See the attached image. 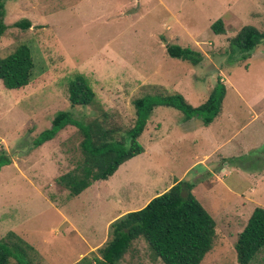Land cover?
Masks as SVG:
<instances>
[{"label": "rangeland", "instance_id": "374dc122", "mask_svg": "<svg viewBox=\"0 0 264 264\" xmlns=\"http://www.w3.org/2000/svg\"><path fill=\"white\" fill-rule=\"evenodd\" d=\"M4 7L0 57L27 44L34 69L19 88L0 81V152L11 158L0 170V239L10 230L22 237L37 251L33 264H75L81 252L98 254L111 221L187 181L215 221L200 264H238L237 235L253 208L264 207V38L249 52L230 39L245 25L264 30V0H5ZM22 18L29 28L13 25ZM219 18L223 33L211 28ZM168 44L198 50L202 61L170 57ZM77 73L95 91L90 105L70 106L67 85ZM217 78L225 95L210 124L154 106L138 138L143 151L77 196L56 177L81 157L79 131L68 125L33 146L59 110L124 130L135 120L133 99L179 92L197 106ZM118 264L163 263L140 237ZM250 264H264V248Z\"/></svg>", "mask_w": 264, "mask_h": 264}, {"label": "trees", "instance_id": "16d2710c", "mask_svg": "<svg viewBox=\"0 0 264 264\" xmlns=\"http://www.w3.org/2000/svg\"><path fill=\"white\" fill-rule=\"evenodd\" d=\"M5 0H0V38L7 25L4 22ZM21 29L31 26L28 18L13 23ZM216 33L224 32L222 19L211 24ZM264 38V30L245 25L230 39V46L239 52H249ZM166 53L191 65L202 61V53L191 47L177 44L166 45ZM34 69L30 47L19 44L11 53L0 57V81L7 88H19L28 84ZM70 106H87L94 102L95 91L87 78L77 73L68 82ZM225 85L217 78L207 98L192 106L179 93L145 94L133 99L135 120L127 129L108 125L100 118L82 120L70 110H59L49 128L41 131L33 140L38 147L53 139L68 125L74 126L81 135V157L68 171L58 175L56 182L68 190L70 197L77 196L97 180L107 179L126 160L141 153L143 147L138 138L146 120L156 105L179 109L185 118H200L203 125L210 124L222 109ZM11 163L4 151L0 152V170ZM109 238L98 248V254H84L75 264H118L134 240L142 237L153 258L163 264H200L211 250L215 237V221L192 193V185L178 181L168 189L152 197L144 206L129 210L111 221ZM264 248V207L253 208L246 224L238 233L234 249L238 264H250ZM30 252L36 249L13 231L0 239V264H33ZM92 252V251H91ZM90 253V252H89Z\"/></svg>", "mask_w": 264, "mask_h": 264}, {"label": "crops", "instance_id": "0c3cea01", "mask_svg": "<svg viewBox=\"0 0 264 264\" xmlns=\"http://www.w3.org/2000/svg\"><path fill=\"white\" fill-rule=\"evenodd\" d=\"M247 222V221H246ZM92 248V247H91ZM91 248H89V250H91ZM91 252V251H90ZM89 253V252H88ZM84 255V253H79V259Z\"/></svg>", "mask_w": 264, "mask_h": 264}]
</instances>
